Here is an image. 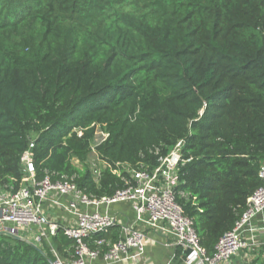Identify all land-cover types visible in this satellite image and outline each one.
<instances>
[{"label": "trees", "instance_id": "obj_1", "mask_svg": "<svg viewBox=\"0 0 264 264\" xmlns=\"http://www.w3.org/2000/svg\"><path fill=\"white\" fill-rule=\"evenodd\" d=\"M179 140L174 198L211 256L263 184L264 0H0L2 188L23 184L31 143L35 180L111 196L135 184L123 164L151 171ZM102 237L118 226L84 240ZM50 239L2 232L0 264L70 257L61 225Z\"/></svg>", "mask_w": 264, "mask_h": 264}, {"label": "built area", "instance_id": "obj_2", "mask_svg": "<svg viewBox=\"0 0 264 264\" xmlns=\"http://www.w3.org/2000/svg\"><path fill=\"white\" fill-rule=\"evenodd\" d=\"M98 133L101 138L97 144L107 137V133L97 127L95 138ZM182 145L183 141L179 140L166 155L159 156L157 166L151 171L132 169L123 164V170L135 184L126 185L115 190L111 196L97 199L82 193L66 177L52 181L46 174L40 180H35L30 143L21 156V166L25 172L23 184L15 191L0 186V233L26 240L33 228L34 242H40L43 237L52 236L58 225H61L64 234L74 241L73 250L69 258L54 252L52 264H90L89 260L99 255L107 262H117L124 260L129 250L143 253L145 231L154 229L167 236L170 244L191 250L192 255L186 264L227 263L246 245L240 233L243 226L264 210V162L259 167L263 184L249 196L241 217L231 230L218 239L213 254L209 256L199 244L192 220L183 214L174 198L173 188L178 181ZM113 172L118 171L113 169ZM61 198L66 200L62 201ZM118 202L131 204L133 219L121 225L118 240L111 241L103 237L95 239L91 248L85 238L117 225L115 217L101 211L99 205L110 206ZM51 207H59L72 214L73 221L69 224L49 221L46 210Z\"/></svg>", "mask_w": 264, "mask_h": 264}, {"label": "crops", "instance_id": "obj_3", "mask_svg": "<svg viewBox=\"0 0 264 264\" xmlns=\"http://www.w3.org/2000/svg\"><path fill=\"white\" fill-rule=\"evenodd\" d=\"M60 200L65 201L66 198ZM46 207V206H45ZM101 211H106L115 217L119 231L121 225L133 219L131 204L118 202L110 206L99 205ZM51 222L69 224L73 221L72 214L59 207L46 210ZM246 245L227 263L219 264H264V210L252 217L240 231ZM35 230L29 232L26 241L38 245L44 243L55 251L50 236L43 237L40 242H34ZM191 250L170 244V240L163 233L154 229L145 231L144 252L139 254L136 250H129L124 260L107 262L101 255L89 260L90 264H186L192 255Z\"/></svg>", "mask_w": 264, "mask_h": 264}, {"label": "rangeland", "instance_id": "obj_4", "mask_svg": "<svg viewBox=\"0 0 264 264\" xmlns=\"http://www.w3.org/2000/svg\"><path fill=\"white\" fill-rule=\"evenodd\" d=\"M101 138L100 134L98 133L96 135V138L94 137L93 141H92V147L97 144V140H99ZM89 164L91 165V168H97L98 166L103 165L101 163V161L98 159V157L95 154V151L93 148H91L89 155L87 157ZM75 164H77V160H73Z\"/></svg>", "mask_w": 264, "mask_h": 264}, {"label": "water", "instance_id": "obj_5", "mask_svg": "<svg viewBox=\"0 0 264 264\" xmlns=\"http://www.w3.org/2000/svg\"><path fill=\"white\" fill-rule=\"evenodd\" d=\"M13 237H14L15 239H18V240H20V239L23 240V238H21V237H19V236H13ZM49 262H50V264H52V261H51V260H50Z\"/></svg>", "mask_w": 264, "mask_h": 264}]
</instances>
